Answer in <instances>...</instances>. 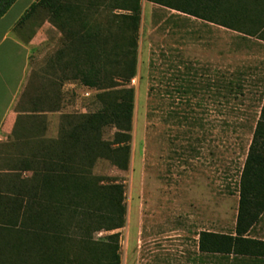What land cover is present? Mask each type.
<instances>
[{
	"label": "rangeland",
	"instance_id": "374dc122",
	"mask_svg": "<svg viewBox=\"0 0 264 264\" xmlns=\"http://www.w3.org/2000/svg\"><path fill=\"white\" fill-rule=\"evenodd\" d=\"M22 7L23 2L8 23ZM110 12L102 7L101 24ZM46 23V35L31 51L18 111L26 115L20 134L25 127L35 129L31 122L40 127L44 121L45 137L56 139L62 116L101 109L100 92L63 81L56 54L64 37L46 11L39 10L13 35L34 37ZM130 87L135 108L128 168L101 159L93 169L106 183L123 185L125 225L98 232L94 240L120 234L121 264H264V251L229 262L199 251L203 232L238 236L242 175L264 109V42L142 0L137 72ZM55 102L59 114L27 119ZM116 132L107 128L104 139L113 141ZM258 145L264 152V144ZM21 149L18 142L0 147V191L6 186L1 177ZM244 238L264 244V211Z\"/></svg>",
	"mask_w": 264,
	"mask_h": 264
},
{
	"label": "trees",
	"instance_id": "16d2710c",
	"mask_svg": "<svg viewBox=\"0 0 264 264\" xmlns=\"http://www.w3.org/2000/svg\"><path fill=\"white\" fill-rule=\"evenodd\" d=\"M17 1L0 0V20ZM147 1L264 42V0ZM141 2L35 0L18 21L20 28L39 10L48 13L49 22L64 37L56 54L64 68L63 81L98 90L101 109L62 116L56 139L46 138L45 122L39 127L34 120L60 112L59 102L39 114H28L35 129L25 127L23 134L19 118L12 137L13 146L18 142L22 149L11 160L9 174L1 177L6 186L0 191V264H121L120 234L105 242L95 241L94 235L124 227V187L106 183L93 175V169L101 159L121 170L128 168L135 108L130 84L137 72ZM102 7L111 12L101 24ZM110 127L117 132L113 141H106L105 130ZM260 142L264 144V109L242 175L238 236L203 232L201 254L222 262L262 255L264 244L244 238L264 211Z\"/></svg>",
	"mask_w": 264,
	"mask_h": 264
},
{
	"label": "crops",
	"instance_id": "0c3cea01",
	"mask_svg": "<svg viewBox=\"0 0 264 264\" xmlns=\"http://www.w3.org/2000/svg\"><path fill=\"white\" fill-rule=\"evenodd\" d=\"M23 2L22 11L11 23L7 22L10 13ZM35 0H18L10 11L0 20V147L7 148L13 142L14 130L20 118L25 115L18 111L20 100L23 97L31 66V51L40 35H46V23L34 37L25 39L17 37L13 32L17 29L18 18L22 16ZM34 114V113H29ZM39 114V113H37ZM58 113H45L50 116Z\"/></svg>",
	"mask_w": 264,
	"mask_h": 264
}]
</instances>
